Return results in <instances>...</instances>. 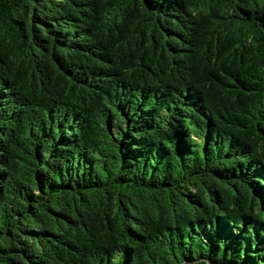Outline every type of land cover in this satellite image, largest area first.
Returning <instances> with one entry per match:
<instances>
[{
	"label": "trees",
	"instance_id": "16d2710c",
	"mask_svg": "<svg viewBox=\"0 0 264 264\" xmlns=\"http://www.w3.org/2000/svg\"><path fill=\"white\" fill-rule=\"evenodd\" d=\"M0 264H264V0H0Z\"/></svg>",
	"mask_w": 264,
	"mask_h": 264
}]
</instances>
